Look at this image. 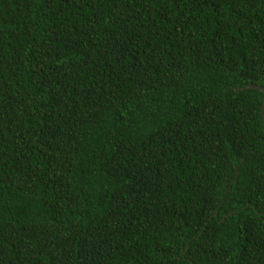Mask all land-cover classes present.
<instances>
[{
    "label": "trees",
    "instance_id": "obj_1",
    "mask_svg": "<svg viewBox=\"0 0 264 264\" xmlns=\"http://www.w3.org/2000/svg\"><path fill=\"white\" fill-rule=\"evenodd\" d=\"M264 0H0V264H264Z\"/></svg>",
    "mask_w": 264,
    "mask_h": 264
},
{
    "label": "water",
    "instance_id": "obj_2",
    "mask_svg": "<svg viewBox=\"0 0 264 264\" xmlns=\"http://www.w3.org/2000/svg\"><path fill=\"white\" fill-rule=\"evenodd\" d=\"M248 88L254 89V90H260V91L264 92V88L256 86V85H249ZM262 116H263V120H264V103H263V106H262Z\"/></svg>",
    "mask_w": 264,
    "mask_h": 264
}]
</instances>
